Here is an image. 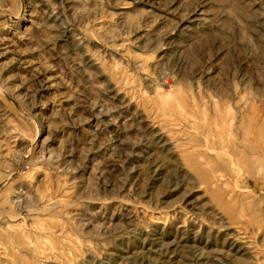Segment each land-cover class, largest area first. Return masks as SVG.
Here are the masks:
<instances>
[{
  "label": "rangeland",
  "instance_id": "obj_1",
  "mask_svg": "<svg viewBox=\"0 0 264 264\" xmlns=\"http://www.w3.org/2000/svg\"><path fill=\"white\" fill-rule=\"evenodd\" d=\"M0 264H264V0H0Z\"/></svg>",
  "mask_w": 264,
  "mask_h": 264
}]
</instances>
